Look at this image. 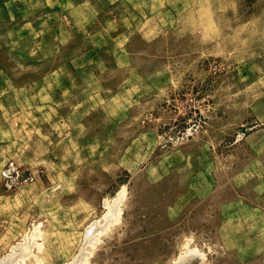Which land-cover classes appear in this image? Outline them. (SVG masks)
I'll return each instance as SVG.
<instances>
[{
  "label": "rangeland",
  "instance_id": "obj_1",
  "mask_svg": "<svg viewBox=\"0 0 264 264\" xmlns=\"http://www.w3.org/2000/svg\"><path fill=\"white\" fill-rule=\"evenodd\" d=\"M20 250L264 264V0H0V261Z\"/></svg>",
  "mask_w": 264,
  "mask_h": 264
},
{
  "label": "bare ground",
  "instance_id": "obj_2",
  "mask_svg": "<svg viewBox=\"0 0 264 264\" xmlns=\"http://www.w3.org/2000/svg\"><path fill=\"white\" fill-rule=\"evenodd\" d=\"M122 191V190H121ZM122 196V195H121ZM119 198V197H118ZM120 199H121V197H120ZM119 202H117V204H118ZM116 204V203H115ZM114 203L112 204V205H114V206H116ZM111 205V209H113L114 211L117 209V208H115L114 209V206H112ZM119 210V209H118ZM112 212V211H111ZM107 213V212H106ZM119 213H120V211H119ZM119 213H117V214H119ZM113 214H115L116 215V213H107V214H105L103 217H102V219H103V221H104V223L103 224H100V221H96L95 223H93V224H91V225H89L87 228H86V230H85V232H84V240H83V242H85L84 243V246L85 245H90L91 246V244H92V246L94 245V242L96 243V240L94 239V237H95V235H97V233L98 232H103V230H104V228L106 227V226H108V225H110V222H111V224H113V223H117V221H111V219H112V216H110V215H113ZM114 216V215H113ZM118 216V215H117ZM114 219V218H113ZM113 222V223H112ZM107 228V227H106ZM107 230V229H106ZM101 235V234H100ZM95 240V241H94ZM98 241L99 240H97V243H98ZM88 243V244H87ZM23 244H21V246H22ZM83 245V244H82ZM20 246V245H19ZM83 246V247H84ZM19 248H21V247H19ZM15 249V248H14ZM81 249H83L82 247H81ZM29 250V249H28ZM28 250H26V251H28ZM26 251L25 252H22L21 250H20V252L21 253H16V252H12V253H9V255H6V257H4L3 259H1V261H0V264H16L17 263V259H18V257H19V255H21L22 253L24 254V253H26ZM82 251V250H81ZM80 251V252H81ZM85 251V250H84ZM84 251L83 252H81V254H83L84 253ZM80 254V255H81ZM89 254H91V253H89ZM27 255H28V257L31 255L29 252H27L26 253V255L25 256H22V259L20 260L21 262H24V260L26 259V258H24V257H27ZM80 255H78V256H76V257H74L73 258V260H72V262H70V263H68V264H77L78 263V261H79V259H81L83 256H81L80 257ZM83 255H85L87 258L90 256H88V253L87 254H83ZM85 258V257H84ZM81 260H83V259H81ZM84 261H86L85 259H84ZM18 264V263H17ZM85 264H86V262H85Z\"/></svg>",
  "mask_w": 264,
  "mask_h": 264
}]
</instances>
